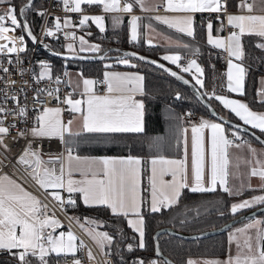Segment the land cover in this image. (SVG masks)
Wrapping results in <instances>:
<instances>
[{
    "label": "snow or ice",
    "instance_id": "snow-or-ice-1",
    "mask_svg": "<svg viewBox=\"0 0 264 264\" xmlns=\"http://www.w3.org/2000/svg\"><path fill=\"white\" fill-rule=\"evenodd\" d=\"M65 17L54 18L52 27H44V37H55L63 32L64 39L71 42L64 45L69 56L75 58L77 51L80 53H100L99 44H92L84 36L77 37L74 31H64L73 27L84 28L90 21L91 24L103 33L105 31L106 18L111 15L114 26L123 22L122 15L127 14L129 23V43L136 42L140 35V29L147 32H155L151 23L142 25V17L134 13L139 7L143 12L155 11L157 7H163L165 15H156L148 19L155 20L159 24L175 29L187 37L195 36L194 17L197 13H215L221 21L220 27L214 29L213 22L209 19L206 24L207 43L216 49L227 53V69L223 75L226 77V89L228 93L237 96H245V81L248 74V66L244 60L248 53L242 43L245 36L260 38L262 42L256 43L255 48L264 51V0H234L232 6L237 11L229 12V0H162L161 4H149V0H60ZM0 5H7L0 10V39L5 43L0 44V55L8 57V64L12 65L11 54L24 53V35L19 37L14 33L22 29L33 43L39 42L33 34L27 21L21 23L18 20L17 9L12 0H0ZM32 6V0H26L19 8V16H24L25 11ZM83 6L97 7L101 14L87 15ZM69 13L80 14L78 24L73 23ZM171 13L172 15H168ZM37 15L44 16L46 13L37 10ZM226 14V15H225ZM223 17V18H222ZM227 27L231 29L224 37L213 36V32L221 33ZM7 33H13L11 37ZM87 35H91L88 32ZM20 41L17 46L16 41ZM78 40L79 48L76 43ZM147 43L152 46L153 38ZM167 45L174 49H183L185 54L174 51L164 54L161 59L171 65H175L180 73H188L192 81L200 89H205L204 69L197 62L196 57L200 49L192 47L181 40H167ZM49 49V45L44 44ZM50 50V49H49ZM63 55L62 53H53ZM100 56V59H104ZM129 56L136 53L125 52L118 59L123 65H129ZM84 58V57H80ZM137 59L147 63L156 64L164 72L185 85L191 82L179 75L177 71L158 64L157 61L148 60L144 56ZM15 63H22L19 55ZM40 72L34 75L36 82L44 79L52 80V69L48 63L39 62ZM111 65H105L110 68ZM130 67H137L131 64ZM0 72L10 74L9 67L0 63ZM23 70H21L22 74ZM65 76L69 74L64 73ZM2 80V78H0ZM145 77L138 73H120L105 71L103 80H93L80 74L79 80L71 92L62 99L59 89H37L34 99H39L41 93L53 97L58 103L68 106L73 116L68 121L62 119V109L57 107H42L37 109L32 126L26 130H17V136L13 140L25 139L26 145L16 158V164L23 169L25 177L31 179L39 189L50 197L51 201L64 211L66 207H76L77 200L73 194L78 193L79 199L87 208L103 207L113 217H122L126 220L127 227L135 234L133 239L137 243H128L126 249L133 252L134 248L144 250L147 248L146 230L147 222L144 210L150 213H160L163 210L172 209L178 205L184 190L191 193H214L218 190L228 196H242L246 190L256 191L257 188L264 193V149L258 150L248 140L240 135L241 124H233L229 120L220 119L223 122H214L201 118L198 122L190 123V158H189V128L179 127L177 142L183 143V155L180 158H166L156 156L150 160V170L147 175L148 188H142V176L145 163L140 157L131 154L127 156H81L77 152L79 143L86 139L94 138L98 142H110L114 140L113 134H144L146 132V105L143 99L137 96H145ZM60 77L55 78L59 84ZM102 83L106 86L104 95H97L95 85ZM15 84L10 80L5 84V89ZM72 87L71 80L68 81ZM261 87L256 90L257 102L264 106V78L260 80ZM80 91L81 98H74L75 93ZM201 96H208L209 100H216L234 114L244 126L259 130L264 133V111L254 110L249 103L229 98L227 95L203 91ZM17 102L15 94L8 95L3 100ZM176 99H182L180 93H176ZM27 110L23 106L16 109H8L0 106V148L8 151L4 139L10 135L11 127L4 126V120L8 115L18 117L21 121L26 118ZM77 115L80 123L74 128ZM188 117L192 116L189 112ZM213 116H217L215 111ZM171 119L182 121V117L170 114ZM231 125V127H229ZM255 136V132L252 133ZM30 138V139H29ZM44 138H56L64 147V151L47 160L42 158L41 149L34 148L35 141ZM165 136L152 137L150 145L159 149L164 143ZM259 140L264 145V139ZM245 149L246 157H237L236 163L232 162L231 149ZM2 163V161H0ZM241 164L246 167V174L240 173ZM58 165V167H57ZM235 168V172L232 169ZM79 175V179L75 175ZM170 177V179H168ZM252 178H257L260 183L256 188L250 183ZM230 179L239 180L238 184L230 183ZM147 191L148 196L142 193ZM67 193L65 196L62 193ZM257 205H264V194L253 195L250 199H242L233 202L229 211L235 215L242 210L251 209ZM51 213V214H50ZM66 214V213H65ZM223 215V213H221ZM70 222L77 226L95 243L100 253L107 257V248L111 250L114 237L107 231H98L100 222L96 219L85 217L81 222L80 217L69 216ZM183 222V221H181ZM63 227L61 220L56 216L53 209L44 203L36 195L27 191L17 179L7 174H0V254L7 253L15 264H51V258L71 257L72 264H82L77 253L87 248L83 239L79 238L71 228L67 231H59ZM117 234H120L119 232ZM155 239V238H154ZM228 244L234 245L236 252L230 254L227 259H187L185 264H264V220L252 218L241 228L230 232L227 238ZM155 253L159 256L160 249L157 244ZM86 255L89 261H95V256L90 248ZM59 264V261H57ZM103 264H111L105 259ZM131 264H171L169 261H157L156 259L135 258Z\"/></svg>",
    "mask_w": 264,
    "mask_h": 264
},
{
    "label": "trees",
    "instance_id": "trees-1",
    "mask_svg": "<svg viewBox=\"0 0 264 264\" xmlns=\"http://www.w3.org/2000/svg\"><path fill=\"white\" fill-rule=\"evenodd\" d=\"M22 1L23 0H12V4L16 7ZM231 2L232 1L229 0L230 6L232 5ZM41 3V0H32V6L27 9L24 14V18L30 24L32 32H34L38 21V15L36 13ZM122 20L123 22L121 24L114 26L113 22L107 17L103 34L99 33V30H96L91 25L85 26L84 28L78 27L76 29L84 32L86 38L94 39L97 44L100 45L101 49L109 45H115L118 47L134 48L145 54L158 57L157 52L167 47L158 44H152V46L148 44L146 47H143L141 41H139L136 46L130 45L126 42L125 14L122 15ZM204 20L205 18L203 15H195V36H181L185 43L200 49L198 58L205 73V89L199 88L201 92L207 91L206 88L212 80L211 76L214 71V68H211L209 64L210 55L205 53L206 45L203 41V27L201 24ZM214 21L215 20H212V22ZM88 32H91L90 36L87 35ZM112 36L115 37V40L111 39ZM43 42L55 50L65 49L63 46V33H58L55 37H47L43 39ZM259 42H262L260 38L254 36H245L242 38V43L248 53L244 60L245 65L248 66V74L245 81L246 95L242 97L236 94L234 95L249 103L254 110L264 111V106L257 102L256 97L257 77L259 74H262L264 78V51L255 48V44ZM39 50L50 60L52 72L62 67L60 62L61 58L53 56L41 48H39ZM181 50L185 52V50ZM110 51L115 52V50ZM117 58L118 57L76 60L73 62V66L78 67L83 73H96L97 70L103 66L104 62H109L111 65H123L117 61ZM127 58L133 61V63L130 64L137 65V68L142 71L145 77L144 86L146 95L142 96L141 99L144 100L146 105V132L139 135L113 134L115 139L110 142H98L94 138L86 139L79 143L77 152L140 155L142 160L145 161L142 165L145 169V174L142 176V188L147 189L146 157L150 154H179L180 152V142H177V136L179 135L178 128L181 126V121L171 119L170 114L180 117L178 110L186 107H192L205 112L206 109L198 101L194 92L174 77L150 63L141 61L132 56ZM212 60L216 66L218 64V59L214 58ZM172 66L175 67V65ZM185 74L190 78L187 73ZM175 90L179 91L182 99H176L175 107L169 108L165 106L162 101ZM204 97L209 100L208 96ZM210 103L219 113L234 120H238L233 114L226 111L218 101L213 99ZM243 134L254 140L247 134ZM260 134L264 136V133ZM156 136L166 137L159 149L150 145L151 138ZM142 194L147 197V191ZM73 198L77 200V206L66 207L65 210L68 211L71 216L80 217L81 220L85 217L98 220L101 226L98 227L97 230L107 231L113 235L114 242L111 246V253L112 259L115 262H125L129 258L132 259L137 257H142L147 260L154 256L151 232L157 226L169 225L184 232H191L219 225L233 215L229 211L228 206L231 200L234 199L233 196H228L226 193L219 190L214 193H191L188 190H184L178 205L174 206L172 209L163 210L160 213H150L147 208H145L144 215L147 222L146 242L148 246L144 250L134 248L133 252H128L126 245L128 243L135 245L137 242L136 239H133L135 234L127 227L124 218L113 217L111 213L103 207L87 208L76 196H73ZM221 213H223V215H221ZM258 214L264 216V211ZM225 231L226 229L192 238H183L165 231H160L156 234V239L161 253L176 264H185V259L188 256L222 255L226 248ZM118 232L120 234H117ZM59 258L60 257L53 256L51 258V264H54ZM159 261L162 260L158 259V262ZM0 264H15V261L11 260L7 253H2L0 254Z\"/></svg>",
    "mask_w": 264,
    "mask_h": 264
},
{
    "label": "built area",
    "instance_id": "built-area-1",
    "mask_svg": "<svg viewBox=\"0 0 264 264\" xmlns=\"http://www.w3.org/2000/svg\"><path fill=\"white\" fill-rule=\"evenodd\" d=\"M41 5L37 10H42L46 14L44 16L38 15V21L34 30V35L37 37V40L43 41V39L47 38L42 35L44 27H52L54 18L60 17L62 18L66 15L63 11L62 5L60 3V0H41ZM7 6V5H6ZM4 6V8H6ZM85 9V14H101V10L97 7H88L83 6ZM162 9V7H157L155 11L152 12H143L139 7L135 9V13L138 14H152L154 12H158ZM3 10V9H0ZM215 14V13H213ZM211 14V15H213ZM74 25L78 23V13H69L68 14ZM208 14V16H211ZM18 20L19 17H18ZM72 29V28H71ZM71 29H65L64 31H69ZM230 29V28H229ZM63 32H60V34ZM103 34V33H101ZM9 37L13 35V33H7ZM15 36L19 37L21 35H24V46L26 47V51L24 53L19 54H11V59L14 61L12 65L8 64V57L4 55H0V63L3 64L4 67H9L10 74H5L3 72H0V106H3L8 109H16L18 106H23L27 110L26 118L21 121L18 117H15L13 115H8L6 119L4 120V126L10 127L12 125H15V127H11L10 135L7 136L4 139V144L8 146V151H5L4 148H0V172L8 173L9 175L16 178L18 181H20L26 188H29L33 190L38 197L44 202L49 205V209H53L55 211V214H57L62 220L68 224V226L73 230V232L81 239L84 240L87 248H90L95 256V261H89L86 255L87 248L84 250H81L77 253V257L82 260V263H91V264H103V261L105 259L111 261V264H131V262L135 258H129L125 262H115L112 259V253L111 250L109 251L107 248L105 249V252H108L107 257L102 255L99 251V249L96 247L95 243L75 224L74 222H70L68 217L69 215L67 212L61 211L58 206L54 204V202L51 201V199L48 197L46 198V194L42 189H39V187L29 178L25 177V173L23 169H21L16 164V158L21 153L23 148L26 145V141L23 138H20L18 140H13V137L17 136V130H26L32 126L34 117L36 116V110L40 107L49 105V104H58L62 109V117H66L68 114L67 105H64L62 103H58V101L55 99L56 93L53 94V97L47 96L46 92L41 93L39 96V99H34V97L37 95L36 90L37 89H59V95L61 99L68 93L71 92L68 84H67V76L64 75L65 70L59 68L52 72V80L44 79L40 82H36L34 79V75L38 76L40 72V61L47 62L46 55L39 50V47L36 43L30 42L22 29H17L14 33ZM112 40H115V37H111ZM126 42L129 43V37H126ZM5 43L3 39H0V44ZM17 46H20V41H16ZM132 46L138 45V41L134 43H129ZM143 47H146V44L142 43ZM205 53L210 55V61L209 64L211 68H214V72H222L224 69L225 61H226V52L221 49H216L210 46H206ZM19 55L22 63L17 64L15 63L16 56ZM198 56V55H197ZM217 58L218 64L215 66L212 59ZM21 70H23L21 74ZM60 77V83H55V78ZM14 80L15 84L12 85L10 88L5 89V84L10 81ZM96 80L102 81L103 79L101 77H97ZM104 84L99 83L97 84L98 88H102ZM12 95L15 94L18 97V104L17 102H14L12 100H8L5 102L3 100V97L5 94ZM176 95H169L167 96L162 102L168 106L169 108L175 107L176 102ZM191 112L192 116L188 117L186 114ZM178 113L180 117L183 119H211L212 117L208 115L205 111H200L198 109L192 108V107H186L183 109L178 110ZM240 135L244 138L245 135L240 132ZM30 139V138H29ZM34 148L39 147L41 149V154L43 155H54L58 154L62 149L63 145L61 142L56 138H44L40 139L34 142L33 144ZM58 209L60 212H58ZM66 213V214H65ZM264 220V218H263ZM62 259L68 263L72 264V258L71 257H62Z\"/></svg>",
    "mask_w": 264,
    "mask_h": 264
},
{
    "label": "crops",
    "instance_id": "crops-1",
    "mask_svg": "<svg viewBox=\"0 0 264 264\" xmlns=\"http://www.w3.org/2000/svg\"><path fill=\"white\" fill-rule=\"evenodd\" d=\"M231 1H232V2H231L232 5H233L234 2H233V0H231ZM161 3H162V0H149V4H150V5H151V4H161ZM232 5L229 6V9H228V10H229V12H233V13H235V12L237 11V9H236L234 6H232ZM0 6H1V5H0ZM5 6H6V5H5ZM133 14L142 17V25H143V24L151 23L152 26L156 29L155 32H147V31L143 28V26H142L141 29H140L141 35H140L139 39L137 40L138 42L141 41L142 43L148 45L147 40L151 37V38H153V43H152V44H158V45H165V46H167L166 48H164V49H160V50L157 52V56L160 57V58H161L164 54H166V53H171V52H174V51H180L181 54H185V52H183L181 49L170 48V47H168V45H167V40H168L169 37H170L172 40H174V41H175V40H181V41H183V39H182L181 36H185V35L176 32L175 29H170V28H168L166 25L159 24V23L156 22L155 20H150V19H148V18L153 17V16H156V15H165L166 13H165L163 7H162V9H161L160 11H158V12H154V13H152V14H138V13H135V12H134ZM167 14H168V15H172L171 13H167ZM200 14H201V13H197L196 15H200ZM87 15H97V14L94 13V14H87ZM125 15H126V20H125V31H126V32H125V33H126V37H127V36H129V25H128V21H129L130 17H129L127 14H125ZM201 15H203L204 18H205L204 22L201 23V24H202V27H203V41H204V43H205L206 46L213 47V46L209 45V44L207 43V40H206V33H207L206 24H207V22H208L209 19H210L211 21H212V20H215V21L213 22V27H214V29H217V28L220 27V23H221V21L218 20V19L216 18L217 14H213V15H211V16H208L207 13H203V14H201ZM225 15H226V14H225ZM64 17H65V16H64ZM64 17H63V18H64ZM108 17H109V19H110L111 22H112L111 15H109ZM63 18H62V20H63ZM194 18H195V17H194ZM222 18H223V17H222ZM79 19H80V14L78 15V21H79ZM223 22H224V24L226 25L225 28H224V31L221 32V33H216V32L214 31V32H213V36L221 35V36L226 37V36L229 34V32L231 31V29H229V27H227V21H226V20H224ZM77 24H78V23H77ZM89 25L93 26L96 30H98V29L95 27V25L91 24L90 21L88 22V25H87V26H89ZM87 26H86V27H87ZM76 28H78V27H73V28H72L71 30H69V31H75V30H78V29H76ZM99 33H101V32L99 31ZM63 42H64V35H63ZM94 42H95L94 44H97L96 41H94ZM183 42H184V41H183ZM63 46H64V45H63ZM213 48H214V47H213ZM77 50H78V48H77ZM119 58H120V57L117 58V61H118ZM194 58H196V59H197V62L201 65V62H200L198 56H196V57H194ZM226 60H227V53H226ZM165 62H167V61H165ZM132 63H133V62H132ZM167 63H168V62H167ZM106 64H107V65H111L109 62H104V63H103V66H102L101 68H99V69L97 70L96 73H84V74L81 73V72L79 71V68H78V67H75V66H74L75 69L69 71V72H68L69 75L67 76V84H68V81H69V80H71V82H72V87H69L70 90H73V88L75 87L76 82L79 80L80 74H82L83 77H85V78H89V79H93V80H96L97 77H101V78L103 79V73H104L105 71H114V72H120V73H138V74L143 75V74H142V71H141L140 69H138L137 67H135V68L130 67V65H131L130 62H129V65H111L110 68H105V65H106ZM201 67H202V66H201ZM226 69H227V64H226V61H225L224 69L222 70V72H214V71H213L212 76H211L212 80H211L209 86L206 88V90H207L208 92H211L212 90H215L217 94L227 95L229 98L239 99V98L236 97L233 93H228V92H227V89H226V77L223 75V73L226 72ZM187 74H188V73H187ZM188 75L190 76V78H191V80H192L191 75H190V74H188ZM261 78H263V75H262V74H259L258 77H257V89L261 87V84H260V80H261ZM193 82H194V81H193ZM194 83H195V82H194ZM68 86H69V84H68ZM95 88H96V90H97V91H96V94H97V95H104V94H105V91H106V86H105V85H104L102 88H98L97 85H95ZM80 91H82V87H81V89H80L79 91H77V92L75 93L74 98H81V97H80ZM137 98H138V99H141L142 96H137ZM218 102H219V101H218ZM219 104H220V103H219ZM220 105H221V104H220ZM57 106H59V105H58V104H49V105H46V106H43V107H57ZM221 106H222V105H221ZM59 107H60V106H59ZM222 107H223V106H222ZM40 108H42V107H40ZM40 108H39V109H40ZM60 108H61V107H60ZM67 109H68V106H67ZM225 110L228 111L227 109H225ZM256 111H258V110H256ZM228 112H229V111H228ZM231 114H232V113H231ZM36 115H37V112H36ZM233 115H234V114H233ZM72 116H73V114H72L70 111H68L67 116L64 117V118L62 117V119L66 122V121H68L69 119H71ZM237 119H238V118H237ZM189 120H191L192 123H196V122H198L200 119H186V120L183 119V120L181 121V126H180V127H187V128H189L188 136H189V158H190V126H191V125H190V123H189ZM209 120H212V121H214V122H221V121H219V120H217V119H214V118H211V119H209ZM79 123H80V120H79V117H78V115H77L76 121H75V123H74V125H73L74 128H75V127H78ZM256 131H259V130H256ZM244 139L248 140V141H249L254 147H256L258 150H260V149H264V145H261L259 142L255 141V140H252V139H250L249 137H246V136L244 137ZM63 151H64V147H63V149H62L58 154L62 153ZM230 151H231V154H232V162H233V164L236 163V159H237V157H246V156H247V152H246L245 149H235V148H233V149H231ZM58 154H54V155H43V154H41V155H42V158H43V159L47 160L49 157H55V156H57ZM78 154L81 155V156H92V157H99V156H110V157H112V156H127V155H129V154H118V153H89V152H78ZM131 155H133V156H138V157H140V158L142 159V157H141L140 155H138V154H131ZM182 155H183V143H182V141L180 142V152H179V154H150V155H148V156L146 157L147 175L149 174V171H148V170H150V167H151L150 163H148V162H150V160H151L152 158H154V157H156V156H164V157H166V158H180ZM57 167H58V165H57ZM232 171L235 172V168H233ZM246 171H247V170H246V167H245L243 164H241L240 173H241V174H246ZM0 174H7V175H9L8 173H5V172H0ZM9 176L12 177V178H14V177L11 176V175H9ZM75 178L79 179L80 177H79L78 174H76V175H75ZM14 179H16V178H14ZM168 179H170V177H168ZM18 182L21 183L20 181H18ZM239 182H240L239 180L230 179V183H236V184H238ZM250 183L253 185L254 188H256V186L259 185L260 181H259L257 178H252L251 181H250ZM21 184H22V183H21ZM147 184H148V180H147ZM22 186H23L27 191L31 192L33 195H36V196L38 197V195H37L33 190H31V189H29V188H26L23 184H22ZM147 188H148V187H147ZM257 189H258V188H257ZM248 191H249V190H248ZM250 191H251V190H250ZM62 194L65 196V198H67L68 194H67L66 192H65V193H62ZM73 196H76V197L79 199V194H78V193L73 194ZM147 196H148V192H147ZM38 198H39V197H38ZM49 198H50V197H49ZM39 199H40V198H39ZM50 199H51V198H50ZM79 200H80V199H79ZM232 200H233V199H232ZM232 200H231V201H232ZM81 202H82V201H81ZM50 214H51V213H50ZM56 216L61 220V223H62V225H63V227H62L61 229H58L57 232H59V231H61V230H63V231H67L68 228H70V227L68 226V224H66V222H65L64 220H62V218H60L57 214H56ZM252 218H256V219H261V220H263L264 216H262V215H260V214H255V215H252V216H248V217H246V218H244V219H242V220L236 222L235 224H232L233 226L230 227L229 230H226V231H225V234H226V248H225V252H224L222 255H216V256H188V257H186L185 262H186V260L189 259V258L194 259V260H204V259H220V260H225V259H227V257H228L230 254L234 255L235 252H236V248H235L234 245H231V246H230V245L228 244V242H227L228 235H229L230 232L234 231V229L243 227V226H244L246 223H248ZM125 222H126V220H125ZM126 224H127V223H126ZM136 242H137V240H136ZM57 261H59V264H68V263H66V262L62 259V257H60L59 259H57V260L55 261L54 264H57ZM82 264H91V263H82Z\"/></svg>",
    "mask_w": 264,
    "mask_h": 264
},
{
    "label": "water",
    "instance_id": "water-1",
    "mask_svg": "<svg viewBox=\"0 0 264 264\" xmlns=\"http://www.w3.org/2000/svg\"><path fill=\"white\" fill-rule=\"evenodd\" d=\"M25 2H26V0H23L18 6L15 7L17 9V15H18L21 23H23L24 21H27L24 18V16L21 17V16H19V13H18L19 8ZM24 34H25L26 38L30 42H32L31 38L28 37L26 33H24ZM38 41L39 42L36 43L37 46L39 48L43 49L45 52H47V53H49V54H51L53 56H57V57L63 58V59H66L65 57L69 56V54L67 53L66 49L55 50V49H52V48L49 47V49H50L49 50V49H46V48L43 47V45L46 44L45 42L40 41V40H38ZM110 50H115V52H111ZM125 52L136 53V56H132V57L137 59L138 56H144L148 60L157 61L158 64H164L166 67L172 69L173 71H177L179 75H182L185 79H188L191 82L189 85H186V86L188 88H190L194 92V94L197 97L198 101L206 109V112L208 113L209 116H211L212 118L217 119V120H219L221 122H223V121L220 119V117H223L224 120H229L233 124H241V131L240 132L247 134L248 136H250L251 138H253L257 142H259V140H257L256 137H259L260 139H264V136L262 134H260L258 131L254 130V129H251L250 126H244V125H242L241 121L234 120V119H232V118H230V117H228L226 115H223V114L219 113L218 110L210 103V101L206 97L200 95L201 91H200L199 87L197 85H195V83L191 80V78H189L185 73H180L179 69L173 67L171 64L161 60L158 57L145 54V53H143L141 51H138V50H136L134 48L118 47V46H115V45H109V46H106V47L102 48V51L100 53H89V52L80 53V52L77 51V54H76L75 58H67V59L94 60V59H100L99 57L100 56H104L105 53H107L105 58H116V57L123 56V54ZM53 53H62L63 55H54ZM80 57H84V58H80ZM152 65L156 66V64H152ZM178 81L180 83L184 84L181 80H178ZM213 111H215L217 113V116H213L212 115ZM229 126L231 127V125H229ZM253 132H255V136L252 135ZM261 211H264V205H257V206H254L251 209H245V210H242L241 212H239V213H237L235 215L230 216L229 218H227L225 221L221 222L217 226H214V227H211V228H208V229L198 230V231L184 232V231L175 229V228H173V227H171L169 225L157 226L151 232V236H152V240H153V255L156 256L158 259H160L162 261H169V262H171V264H176L170 258H168L163 253H161V251H160L161 254L159 256H157L156 253H155V248L157 246L156 234L158 232H160V231H165V232H168V233H171V234L183 237V238H192V237H196V236H203V235H206V234H209V233H214V232H218V231L224 230L227 227H229L231 224H233L235 222H238V221H240V220H242V219H244V218H246L248 216H252V215L258 214Z\"/></svg>",
    "mask_w": 264,
    "mask_h": 264
},
{
    "label": "rangeland",
    "instance_id": "rangeland-1",
    "mask_svg": "<svg viewBox=\"0 0 264 264\" xmlns=\"http://www.w3.org/2000/svg\"><path fill=\"white\" fill-rule=\"evenodd\" d=\"M4 6L5 5H1L0 6V9H4ZM128 25H129V23H128ZM75 32V34H76V36L77 37H80V36H84L85 37V34H84V32H82V31H80V30H75L74 31ZM127 37H129V36H127ZM85 39H87L90 43H92V44H94L95 42V40L94 39H88V38H86L85 37ZM69 42H71V39H69V40H65L64 39V42H63V45H65V44H67V43H69ZM76 48H79V44H78V40H77V43H76ZM127 59H129V58H127ZM74 61H76L75 59H63V58H61L60 59V62H61V69H63V70H65V72H69V71H71V70H73V69H75V67L73 66V62ZM164 61V60H163ZM129 62L130 63H132L133 61H131V59H129ZM46 63H48L50 66H51V64H50V60L47 58V62ZM41 70V69H40ZM79 71H80V69H79ZM81 73H83L82 71H80ZM84 74V73H83ZM176 93H179V91L178 90H175V91H173L170 95H176ZM165 105V104H164ZM166 106V105H165ZM259 194H264V193H261L260 191H259V189H257L256 191H248V190H246L244 193H243V195L242 196H235L234 197V199L229 203V206H228V209L230 208V205H231V203H233V202H237V201H239V200H242V199H250L251 198V196H253V195H259ZM66 211V210H65ZM67 212V214L69 215V216H71L69 213H68V211H66ZM81 222H83V220H81ZM236 223V222H235ZM235 223H233V224H235ZM233 225L231 224L229 227H227L226 228V230H229V228L230 227H232ZM150 259H156L157 261H158V258L157 257H155V256H152Z\"/></svg>",
    "mask_w": 264,
    "mask_h": 264
},
{
    "label": "bare ground",
    "instance_id": "bare-ground-1",
    "mask_svg": "<svg viewBox=\"0 0 264 264\" xmlns=\"http://www.w3.org/2000/svg\"><path fill=\"white\" fill-rule=\"evenodd\" d=\"M58 212H60L59 209H58ZM155 257H156V256H155Z\"/></svg>",
    "mask_w": 264,
    "mask_h": 264
}]
</instances>
